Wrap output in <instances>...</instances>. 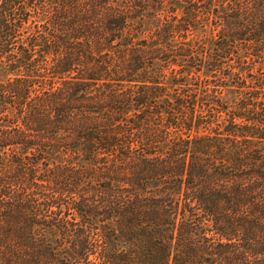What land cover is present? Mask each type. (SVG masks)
I'll list each match as a JSON object with an SVG mask.
<instances>
[{
	"label": "trees",
	"instance_id": "trees-1",
	"mask_svg": "<svg viewBox=\"0 0 264 264\" xmlns=\"http://www.w3.org/2000/svg\"><path fill=\"white\" fill-rule=\"evenodd\" d=\"M208 3L0 0V264H264V0Z\"/></svg>",
	"mask_w": 264,
	"mask_h": 264
},
{
	"label": "rangeland",
	"instance_id": "rangeland-1",
	"mask_svg": "<svg viewBox=\"0 0 264 264\" xmlns=\"http://www.w3.org/2000/svg\"><path fill=\"white\" fill-rule=\"evenodd\" d=\"M219 1H221V0H213V3L212 4L208 3L207 7L211 6V8H216V5L219 4ZM169 8H170V3L167 2L164 5V9L158 13V16L156 18H152L151 15H149L150 18H146V27H145L146 32L144 35H142V38L151 36L152 32L154 33L157 30V26H159V27L163 26V24L165 23V19L170 16ZM220 8H222V7H220ZM203 9H204V11L206 10V8H203ZM177 14L181 15L180 9H179ZM216 30L217 29L215 28V24L213 22L211 23V21H209V20L202 21L199 24L198 29H197L196 33L194 34V36H192V38L193 37H199L200 39L207 42V46H210V45L212 46L213 45L212 42L214 41V39H217L218 31H216ZM245 52L246 51L241 47L240 52H239L240 55L245 56ZM230 64L233 66L235 64V61H232ZM259 65L257 64V66H259ZM206 75L207 74H205V72L201 74L202 77H206ZM243 75L245 77H247V72H243ZM8 79H10V76L5 72L4 67L0 64V84L7 82ZM224 98L227 99L230 103H233L235 100L238 99V96L233 91V89L230 88L225 93ZM43 170H44V166H42V171ZM71 218H73V217H71Z\"/></svg>",
	"mask_w": 264,
	"mask_h": 264
}]
</instances>
